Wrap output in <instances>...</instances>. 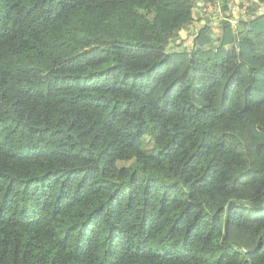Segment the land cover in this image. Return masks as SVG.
Masks as SVG:
<instances>
[{"label": "trees", "instance_id": "16d2710c", "mask_svg": "<svg viewBox=\"0 0 264 264\" xmlns=\"http://www.w3.org/2000/svg\"><path fill=\"white\" fill-rule=\"evenodd\" d=\"M245 1L232 28L195 0H0V264H264Z\"/></svg>", "mask_w": 264, "mask_h": 264}, {"label": "built area", "instance_id": "2783aa9c", "mask_svg": "<svg viewBox=\"0 0 264 264\" xmlns=\"http://www.w3.org/2000/svg\"><path fill=\"white\" fill-rule=\"evenodd\" d=\"M201 5L205 4V0H198ZM250 5V2H228L224 5L222 0H210L207 3L210 14L217 22L226 20L232 28H236L241 22V18H247L249 14L244 9Z\"/></svg>", "mask_w": 264, "mask_h": 264}, {"label": "crops", "instance_id": "0c3cea01", "mask_svg": "<svg viewBox=\"0 0 264 264\" xmlns=\"http://www.w3.org/2000/svg\"><path fill=\"white\" fill-rule=\"evenodd\" d=\"M229 2H243L245 0H228ZM198 3L197 0H195V4H194V7H193V13L195 12L196 16L199 17V20L196 21L195 25H198V24H204L206 21L210 20L211 21H215L214 18L210 15V14H204V17H202V15L200 14V10H202V8L199 6V5H196ZM255 4H253L254 6ZM258 10H261L263 11L264 10V4L258 6ZM246 18L245 17H242L241 20L244 21ZM192 30V28H188V29H183L179 32V37L184 40L185 42L187 43H190L191 42V35H190V31ZM213 33H214V36L217 35L219 29L217 27V24H214L213 25ZM262 44H264V41L262 42Z\"/></svg>", "mask_w": 264, "mask_h": 264}, {"label": "rangeland", "instance_id": "374dc122", "mask_svg": "<svg viewBox=\"0 0 264 264\" xmlns=\"http://www.w3.org/2000/svg\"><path fill=\"white\" fill-rule=\"evenodd\" d=\"M212 45H217V41H213Z\"/></svg>", "mask_w": 264, "mask_h": 264}]
</instances>
